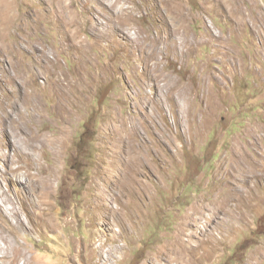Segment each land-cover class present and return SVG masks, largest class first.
Returning a JSON list of instances; mask_svg holds the SVG:
<instances>
[{"label": "rangeland", "instance_id": "374dc122", "mask_svg": "<svg viewBox=\"0 0 264 264\" xmlns=\"http://www.w3.org/2000/svg\"><path fill=\"white\" fill-rule=\"evenodd\" d=\"M1 187L43 264H264V0H0Z\"/></svg>", "mask_w": 264, "mask_h": 264}, {"label": "bare ground", "instance_id": "6f19581e", "mask_svg": "<svg viewBox=\"0 0 264 264\" xmlns=\"http://www.w3.org/2000/svg\"><path fill=\"white\" fill-rule=\"evenodd\" d=\"M7 202L10 201L6 190L2 191L1 187L0 208L9 213L17 210L15 202L12 203L13 207L8 205ZM4 235L0 231V264H43V261L34 257L33 253L29 254L16 240H10Z\"/></svg>", "mask_w": 264, "mask_h": 264}, {"label": "trees", "instance_id": "16d2710c", "mask_svg": "<svg viewBox=\"0 0 264 264\" xmlns=\"http://www.w3.org/2000/svg\"><path fill=\"white\" fill-rule=\"evenodd\" d=\"M86 135H87V133L83 134L81 140H83ZM259 235H261V234L259 233Z\"/></svg>", "mask_w": 264, "mask_h": 264}]
</instances>
